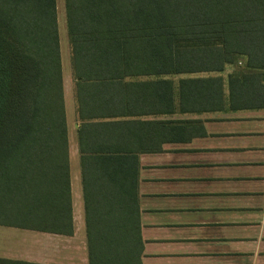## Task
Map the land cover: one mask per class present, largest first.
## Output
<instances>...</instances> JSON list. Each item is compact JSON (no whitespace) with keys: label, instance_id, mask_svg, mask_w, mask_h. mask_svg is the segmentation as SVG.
I'll list each match as a JSON object with an SVG mask.
<instances>
[{"label":"trees","instance_id":"16d2710c","mask_svg":"<svg viewBox=\"0 0 264 264\" xmlns=\"http://www.w3.org/2000/svg\"><path fill=\"white\" fill-rule=\"evenodd\" d=\"M77 120L121 90L264 71V0H62ZM56 0H0V224L71 235ZM161 78V79H160ZM180 80L178 87H185ZM96 117V115H95ZM85 205L88 264H141V244Z\"/></svg>","mask_w":264,"mask_h":264},{"label":"crops","instance_id":"0c3cea01","mask_svg":"<svg viewBox=\"0 0 264 264\" xmlns=\"http://www.w3.org/2000/svg\"><path fill=\"white\" fill-rule=\"evenodd\" d=\"M155 79L138 78L152 80L151 87L121 90L119 99L88 107L94 117L80 121L73 78L69 125L62 78L72 233L0 224L46 235L22 258L0 245V264H64L57 258L68 254L41 242L77 236L81 264H88L86 203L106 210L103 223L140 241L141 264H264V71L240 58L222 73L164 76L172 81L167 89Z\"/></svg>","mask_w":264,"mask_h":264},{"label":"rangeland","instance_id":"374dc122","mask_svg":"<svg viewBox=\"0 0 264 264\" xmlns=\"http://www.w3.org/2000/svg\"><path fill=\"white\" fill-rule=\"evenodd\" d=\"M57 2V22H58V33H59V42H60V59H61V66L63 72V84H64V92L66 95L65 98V110H66V117L67 122L69 117H73V98L70 96L71 88L73 85V78L71 75V68H70V56H69V47L67 41V35L64 25V16L62 10V0H56ZM72 120L69 118V125H71ZM71 138V141H70ZM74 136L69 137V147L74 149ZM71 185L74 187V190L79 189L78 180L76 178V167L75 163L71 162ZM74 163V164H73ZM74 176V177H73ZM77 201V202H76ZM74 204L79 207L78 200H75ZM76 232H78L79 236L84 238V231L83 226H79L76 228ZM11 235L10 241H8V237ZM41 233L36 232H28L22 231L14 228H4L0 227V245L7 247L4 248L3 251L10 250V254L17 255L18 257L22 258L25 257V253L34 249L36 247L35 243L36 240L41 236ZM46 236V235H42ZM59 237V236H54ZM44 238V237H43ZM63 238V237H59ZM49 241L46 242L43 240V249H49L52 251H58L60 253L68 254V256H59L57 260L62 261L64 264H68L67 261L76 260L77 263H82L83 257V247L80 242V239L77 237L69 238V239H48ZM85 242V241H84ZM50 262H56L55 257H50ZM60 263V262H59Z\"/></svg>","mask_w":264,"mask_h":264}]
</instances>
